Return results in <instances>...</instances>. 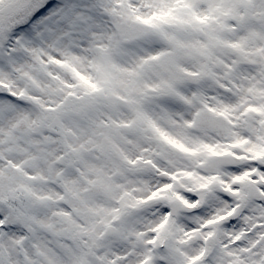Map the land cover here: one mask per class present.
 Listing matches in <instances>:
<instances>
[{
	"label": "snow or ice",
	"instance_id": "snow-or-ice-1",
	"mask_svg": "<svg viewBox=\"0 0 264 264\" xmlns=\"http://www.w3.org/2000/svg\"><path fill=\"white\" fill-rule=\"evenodd\" d=\"M0 264H264V0H0Z\"/></svg>",
	"mask_w": 264,
	"mask_h": 264
},
{
	"label": "rangeland",
	"instance_id": "rangeland-1",
	"mask_svg": "<svg viewBox=\"0 0 264 264\" xmlns=\"http://www.w3.org/2000/svg\"><path fill=\"white\" fill-rule=\"evenodd\" d=\"M81 47H83V46H81ZM78 54H82V53H78ZM133 62H134V57L131 56V55H124V56L120 57L121 66H129V67H131ZM120 103L124 104L125 101L121 100Z\"/></svg>",
	"mask_w": 264,
	"mask_h": 264
}]
</instances>
